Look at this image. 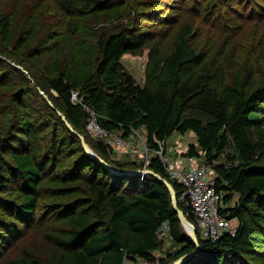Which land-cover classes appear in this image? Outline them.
<instances>
[{"label": "trees", "instance_id": "1", "mask_svg": "<svg viewBox=\"0 0 264 264\" xmlns=\"http://www.w3.org/2000/svg\"><path fill=\"white\" fill-rule=\"evenodd\" d=\"M51 1L69 19L63 33L69 37L78 34L86 16L124 4V0ZM191 1L198 4L204 15L213 14L217 6V0ZM222 1L244 5L248 10L245 16L236 10L243 17L241 20L264 18V0ZM147 16L152 19L155 14H145L142 19ZM9 31L10 17L2 12L0 36L6 37ZM150 36V31L137 32L129 27L101 35L97 39L100 54L95 57L94 79L84 83L74 71L77 53L72 44L68 59L64 57L52 69L45 66L50 74L45 76L44 84L35 80V85L40 90L46 89L55 110L75 131H70L63 121L61 132L54 130L47 146L25 103L24 96L31 90L21 89L13 95L17 108L12 112L13 122L10 119L11 132L5 136L0 133V211L4 215L0 217V253H7L36 225L40 184L48 175L63 186L81 179L87 190L66 186L56 193L66 197L78 194L72 199L46 204L49 212H61L67 219L66 235L47 238L66 249L65 262L54 263L24 250L20 257L6 259L2 264H123L125 259L149 258L157 250L163 251L162 263L171 264L195 250V243L183 232L173 210L167 186L149 173H127L140 171L143 164L132 162L133 168H126L124 163L110 159L111 152L97 138L93 153L113 170L84 150L78 135L91 146L85 133L90 112L97 114L102 129L119 132L123 138L133 129H144L151 149L157 148L156 141L164 142L175 132L193 133L196 143L188 145L186 154L203 158L215 168L219 174L216 187L225 204L222 214L227 219H236L238 227L233 234L225 232L215 241L202 238L194 217L178 205L195 226L200 246L198 254L184 264H245V243L257 234H264V66L261 75L254 69L238 70L229 80L224 64L211 65L209 52L197 50L193 43L196 34L184 23L176 31L169 53L161 55L157 46L149 50L144 83L140 85L120 59L124 54L140 52L153 39ZM24 41L19 40L22 44ZM42 53L30 49L25 55L34 58ZM54 53L58 54V49ZM74 93L77 99L73 98ZM62 155H66L67 162L68 157L75 158L68 170L59 172L56 165ZM146 170L168 181L179 196L180 186L168 178L158 158L150 157ZM9 184H20L23 198L19 203L1 194ZM233 194L237 200L229 206ZM164 222L169 226L171 242L167 249H163L164 241L157 235ZM125 235L134 236L135 242L130 243Z\"/></svg>", "mask_w": 264, "mask_h": 264}, {"label": "rangeland", "instance_id": "2", "mask_svg": "<svg viewBox=\"0 0 264 264\" xmlns=\"http://www.w3.org/2000/svg\"><path fill=\"white\" fill-rule=\"evenodd\" d=\"M215 3L217 6L213 14L204 15L201 8H198V4L191 0L184 2L124 0L123 5L86 16L79 25L78 34L69 37L63 34L66 32L64 25L69 19L58 11L51 0H0V13L6 12L10 17L9 34L4 38L0 36V61H4L0 64V80H5L4 83H0V133L5 136L11 132L10 119L12 118L13 122L12 112L17 108L13 95L21 89L31 90L24 96L25 103L36 131L42 137L44 146H47L54 130L61 132L64 122L62 116H59L55 110L49 93H46V89L40 90L35 85V80L44 84L45 76L50 74L49 71L46 73L45 66L52 69L53 65L63 62L64 57L68 59L72 52L71 44L77 53L74 71L82 83L93 80L95 57L100 54L97 39L121 27H129L137 32L150 31V37L153 38L140 52L124 54L120 59L125 70L140 85L144 83L149 50L157 46L161 55L169 53L173 48L174 35L184 23L189 24L196 34L193 43L197 50L209 52L208 61L211 65L224 64L229 80L238 70L248 72L254 69L257 75H261L264 66V18L241 20L243 17L238 16L239 13L236 10L244 13V16L248 12L241 3H225L222 0H217ZM223 3L224 6H222ZM226 5L229 6L226 8ZM152 12L155 14L154 18L149 19L150 16H147V19H142L145 14ZM20 39L26 41L22 44L19 42ZM30 49L43 53L30 58V55H25V52ZM57 49L58 54H55ZM73 98L77 99V96ZM90 115L91 118L93 112H90ZM198 115L201 116V114ZM85 131L91 144L89 148L93 152L96 138L88 133L87 128ZM183 141L188 145L195 144V135L191 132L173 133L162 145L164 153L171 159H175L178 153L173 148L177 146V142ZM62 156L58 157V166L56 165L59 172L68 170L71 167L70 161L75 158L68 157L67 162L66 155ZM109 156L110 159L124 163L126 168H133L132 162L148 164L151 157L147 156V163L144 162L145 153H143L142 145H139L134 153L124 150L119 153L112 152ZM64 161L67 163L64 164ZM65 184L63 186L59 180L54 179L53 175H48L40 184L39 203L35 213L36 225L29 228L7 253H0V264L6 259L20 257L24 250L54 263L65 262L68 256L66 249L55 245L47 238L51 235L62 237L66 235L67 219L61 212H49L46 204L72 199L78 194L74 192L66 197L56 193L66 186H77L79 191L87 190V184L81 179ZM19 187L20 184H9L1 194L19 203L23 198ZM236 200L237 195L233 194L228 205L233 206ZM0 217L4 218L1 211ZM230 226L233 231H236L237 220L231 219ZM182 230L190 236L191 231L183 224ZM125 237L130 243L135 242L134 236L125 235ZM244 248L243 262L245 264H264V234L255 235L245 243ZM171 251H173L172 248ZM162 252L157 250L154 254L159 255Z\"/></svg>", "mask_w": 264, "mask_h": 264}, {"label": "built area", "instance_id": "3", "mask_svg": "<svg viewBox=\"0 0 264 264\" xmlns=\"http://www.w3.org/2000/svg\"><path fill=\"white\" fill-rule=\"evenodd\" d=\"M75 96L76 93L73 94V97ZM88 121L86 124L88 133L102 140L111 153H119L124 150L134 153L135 149L142 145L143 153H145L144 162L147 163L149 155L159 159L168 178L181 188L179 196H176L177 204L186 208L187 214L194 217V222L202 238L215 241L225 232L230 234L235 232L230 226L231 219H227L222 214L225 204L222 192L216 187L219 174L203 158L186 154L188 144L182 151L177 152L178 155L175 159H171L164 153L162 145L165 144V141H156L157 148L155 149L148 147L144 129H133L127 138H123L102 129L98 124L97 114L94 112ZM146 166L147 164H143L141 170L146 172ZM157 235L164 241L163 249L171 246L167 223L164 222L158 228ZM163 258V253L153 254L149 258H140L135 261L125 259L123 264H163Z\"/></svg>", "mask_w": 264, "mask_h": 264}, {"label": "water", "instance_id": "4", "mask_svg": "<svg viewBox=\"0 0 264 264\" xmlns=\"http://www.w3.org/2000/svg\"><path fill=\"white\" fill-rule=\"evenodd\" d=\"M59 114H60V113H59ZM60 115H61V114H60ZM61 116H62V119H63V121L65 122L66 126L70 129V131L75 132V131L71 128L70 124L67 122L66 118H65L63 115H61ZM77 135H78V134H77ZM78 136H79V139L81 140V143H82V145H83L84 150H85V151H86V152H87L92 158H94L96 161L102 163V164H103L104 166H106L108 169L113 170L110 166H108V165L104 162L103 159H101L100 157H98L97 155H95V154L91 151V149L89 148L88 144L85 142L84 138H83L81 135H78ZM127 173H129V174H136V175H143V174H146V173L148 174V173H149V174H152V175H153L154 177H156L160 182H162L163 184H165V185L167 186V188H168L169 191H170L171 197H172V207H173V210H174L175 213H177V215H178V217H179L181 223H182L187 229H189V230L191 231V232H190V237L192 238L193 242H194L195 245H196V248H195V250H194L193 252H191L190 254H186V255L181 256L179 259H177L176 261H174L173 264H181V263L184 262L186 259H188V258H190V257H192V256H195V255L199 252V248H200L199 243H198V240H197V237H196V233H195V226H194L193 224H191V223L188 221V219H187L186 215L184 214V212L178 207V204H177V201H176V194H175V191H174L173 186H172L169 182H167V181H165L164 179H162L159 175H157V174H155V173H153V172H151V171H149V170H147L146 172L143 171V170H140V171H138V172H134V173H132V172H127Z\"/></svg>", "mask_w": 264, "mask_h": 264}, {"label": "crops", "instance_id": "5", "mask_svg": "<svg viewBox=\"0 0 264 264\" xmlns=\"http://www.w3.org/2000/svg\"><path fill=\"white\" fill-rule=\"evenodd\" d=\"M116 134L118 135V134H121V133L118 132ZM185 146H187V144H185L184 141L183 142H177V146H176L177 148L174 147L173 149L176 150V152H178V151L180 152V151H182L185 148Z\"/></svg>", "mask_w": 264, "mask_h": 264}]
</instances>
